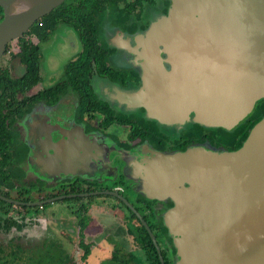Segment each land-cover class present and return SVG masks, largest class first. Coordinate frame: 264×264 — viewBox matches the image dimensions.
I'll list each match as a JSON object with an SVG mask.
<instances>
[{
  "label": "flooded vegetation",
  "instance_id": "af4514ba",
  "mask_svg": "<svg viewBox=\"0 0 264 264\" xmlns=\"http://www.w3.org/2000/svg\"><path fill=\"white\" fill-rule=\"evenodd\" d=\"M170 6L171 0H66L46 16L63 11L52 27L48 20L46 33H37L41 19L7 46L0 59L5 81L25 75L27 51L37 70L30 89H0V244L20 246L25 255L60 235L62 245L51 237L59 245L51 252L63 264H176L164 218L174 202L137 189H159L160 154L205 146L238 150L232 144L264 99L232 130L165 125L129 104L143 86V69L123 39L133 43ZM77 8L98 28H80L70 17ZM58 46L73 53L60 78L42 86V71ZM52 141H61L60 172L44 162ZM57 226L59 233L50 232Z\"/></svg>",
  "mask_w": 264,
  "mask_h": 264
},
{
  "label": "water",
  "instance_id": "95a60500",
  "mask_svg": "<svg viewBox=\"0 0 264 264\" xmlns=\"http://www.w3.org/2000/svg\"><path fill=\"white\" fill-rule=\"evenodd\" d=\"M65 1L0 0V59ZM123 41L143 69L127 101L162 124L232 130L264 99V0H171L167 15ZM52 142L44 162L60 172L61 141ZM158 157L159 189L137 190L174 202L164 218L176 264H264V117L238 150Z\"/></svg>",
  "mask_w": 264,
  "mask_h": 264
},
{
  "label": "trees",
  "instance_id": "16d2710c",
  "mask_svg": "<svg viewBox=\"0 0 264 264\" xmlns=\"http://www.w3.org/2000/svg\"><path fill=\"white\" fill-rule=\"evenodd\" d=\"M88 1L91 2L94 0H88ZM78 10L79 11L74 10V12H71L72 15H70V17L79 23L78 25L80 26V28H84V30L92 29V28H98V25L93 22V19H89V16L84 15V12H80L81 8ZM62 13H63V11L59 10L57 13H54L53 15H51L49 18L46 17V18L42 19L41 22H43V27L40 28L37 31V33L38 32L39 33H46L45 30H48L50 27H52L56 22V18H58L59 16L60 17L63 16ZM51 17H52L53 21L51 22L50 27H48L47 23ZM90 17L91 18L93 17L92 13H91ZM2 20H3V10L0 9V22ZM45 23H46V26H45ZM24 53H26V51H24ZM26 59L29 61L28 51H27L25 57L22 58V61H24L25 64L27 65V72L25 73V75L22 78L17 79V81H13L10 79H9V81H5L7 76L4 77V73H2L0 71V89L1 90L6 89L9 86H10L9 88H13L11 85L18 86L20 89H30V86L33 85L34 83H36V81L33 80V77L35 76L33 68L35 70H37V69L35 66L32 67V64L29 65V63H28V61H26ZM1 74H3V75H1ZM13 82L15 84H13ZM263 117H264V100H262L260 102L259 108L257 109L256 113L252 116V118L246 122V124L244 126V132L241 133V135H240L241 139H240L239 143L236 145L232 144L233 147L240 148L247 138L249 129L252 126H254L257 122H259ZM0 132H3V131L0 130ZM224 136L225 137L229 136L231 138V133L226 132ZM226 144L231 145L229 142ZM10 245L12 246V248L11 247L8 248L6 245L0 244V264H63L62 263L63 259L61 258V255L56 253V252L52 253L51 250L45 251L44 249L42 250V248L38 247L36 249L37 252H35V253L31 252V253H27L25 255H22V253L19 252V250L21 249L20 246L15 247V246H13L12 243H10Z\"/></svg>",
  "mask_w": 264,
  "mask_h": 264
},
{
  "label": "rangeland",
  "instance_id": "374dc122",
  "mask_svg": "<svg viewBox=\"0 0 264 264\" xmlns=\"http://www.w3.org/2000/svg\"><path fill=\"white\" fill-rule=\"evenodd\" d=\"M55 49H56V51H53L54 52L53 60L51 61V63L48 64V66L46 68H44V71H42V74L44 76L42 86H44V85L50 86V84H52V82H56L57 79L60 78V76L63 74L65 64L67 62H69L71 54L73 53V50L71 48H64L62 46H58ZM49 76H51V78L48 81ZM54 206H55V204L53 206H51L52 208H50L49 210L56 208V206L55 207ZM13 213L16 214V211L13 210ZM54 229L55 230L50 229V232L52 231L53 233H59L60 230H59L58 226L54 227ZM59 236H56V235L50 236L48 242L47 241L42 242V245L40 246V248H42V250L44 249V250L48 251V250H53L54 248L58 247L59 246V245H57L58 243L54 242L55 240H52L51 237H54L53 239L58 238L60 241V242L59 241L58 242L62 245V241H61V238ZM36 249H35L34 253L36 252Z\"/></svg>",
  "mask_w": 264,
  "mask_h": 264
}]
</instances>
